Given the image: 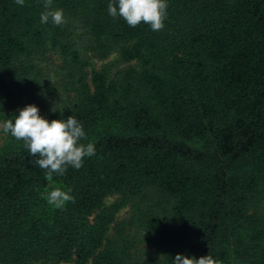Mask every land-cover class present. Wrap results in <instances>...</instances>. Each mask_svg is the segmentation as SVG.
<instances>
[{"label":"trees","instance_id":"trees-1","mask_svg":"<svg viewBox=\"0 0 264 264\" xmlns=\"http://www.w3.org/2000/svg\"><path fill=\"white\" fill-rule=\"evenodd\" d=\"M113 2L52 0L57 26L41 23L45 0H0V121L54 55L65 95L39 114L73 115L95 146L49 180L3 133L0 264H264V0H167L161 31L111 17ZM57 187L75 203L50 205ZM141 227L163 257L132 245Z\"/></svg>","mask_w":264,"mask_h":264},{"label":"clouds","instance_id":"clouds-1","mask_svg":"<svg viewBox=\"0 0 264 264\" xmlns=\"http://www.w3.org/2000/svg\"><path fill=\"white\" fill-rule=\"evenodd\" d=\"M19 6H24L25 0H15ZM46 11L41 14V23H52L59 26L65 23L63 10H48L52 0H45ZM167 0H118L116 4L109 3L108 13L111 17L123 18L130 27L141 23L150 25L153 31H161L167 17ZM0 123V130L5 134L11 133L16 140L25 142L30 155L39 157L35 164L46 170V178L51 180L53 174L64 175L68 166L79 170L85 157L95 155L93 143H80L86 138L83 125L72 115L66 121L52 120L49 122L39 114L35 105H28L19 111V115ZM47 202L57 209L64 208L68 202L75 203V198L57 187L47 194ZM173 264H222L211 255L187 258L177 255Z\"/></svg>","mask_w":264,"mask_h":264},{"label":"rangeland","instance_id":"rangeland-1","mask_svg":"<svg viewBox=\"0 0 264 264\" xmlns=\"http://www.w3.org/2000/svg\"><path fill=\"white\" fill-rule=\"evenodd\" d=\"M84 41H80V47L86 53V55L91 54L90 51L85 49L86 44H83ZM83 44V46L81 45ZM87 47V46H86ZM114 55H110L105 59H94L97 66H100L104 63H107L113 60ZM37 68L41 70L43 75V82L39 87V90L35 91L33 96L30 95L32 89L25 88L23 92H21L17 100L15 101V109L14 111L19 112L23 108L28 105H35L40 113L48 110L51 105L57 103L63 95H65V90L63 83L59 80V75L61 71V61L58 60L56 56L49 57L47 55L43 56L41 59L37 61ZM61 77V75H60ZM3 121H0L2 123ZM3 131L0 130V138L3 135ZM117 195L110 196L106 199V203L112 202ZM161 200V199H160ZM163 201H161L162 203ZM163 204V203H162ZM129 206V205H128ZM123 207L118 216L117 221L125 218L128 214L129 207ZM261 210L264 211V203L261 205ZM144 207L151 208V203L147 204ZM134 233H130L131 243L138 247L139 252L143 257H149L151 254H157V256L163 257L162 253L159 250H155L151 245L149 238L144 231L143 227L139 228L137 231H133ZM136 251V248H135Z\"/></svg>","mask_w":264,"mask_h":264}]
</instances>
